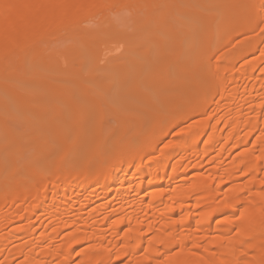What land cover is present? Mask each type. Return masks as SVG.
<instances>
[{"label": "bare ground", "instance_id": "6f19581e", "mask_svg": "<svg viewBox=\"0 0 264 264\" xmlns=\"http://www.w3.org/2000/svg\"><path fill=\"white\" fill-rule=\"evenodd\" d=\"M164 2L0 0V82H12L32 52L43 64L41 44L76 34L87 16L102 21L116 5L153 11ZM189 10L199 22L203 13ZM201 23L198 53L182 56L185 70L199 74L178 79L184 95L171 91V109L142 114L129 137L119 135V121L88 144L85 111L76 104L75 131L93 151L89 160H79L65 137L53 164L34 167L18 139L19 160L0 164V178L6 168L31 175L0 179V264H264V0L227 1L218 11L207 9ZM89 37L99 41L94 33ZM163 40L157 49L166 55L175 48ZM165 57L161 81L177 67L175 58ZM113 66L126 73L120 59ZM134 72V87L152 81L139 60ZM95 93L104 130L108 108ZM199 96L204 102L195 109ZM40 105L35 95V111L18 114L41 116ZM5 130L11 134L9 125ZM34 136L37 148L50 147ZM70 154L77 159L66 164Z\"/></svg>", "mask_w": 264, "mask_h": 264}, {"label": "rangeland", "instance_id": "374dc122", "mask_svg": "<svg viewBox=\"0 0 264 264\" xmlns=\"http://www.w3.org/2000/svg\"><path fill=\"white\" fill-rule=\"evenodd\" d=\"M227 1L230 0H215L213 4L201 5L202 3L196 0H165L153 11L145 7L134 9L130 5H116L104 13L102 21L99 17L87 16L79 23L76 34L64 32L41 44L39 55L45 61H42L43 64L38 62L35 52L25 56L22 62L20 58H14L16 63L20 61L21 64L18 75L12 82H0V133L6 135L4 138L0 135V164L13 159L19 160L15 155V145L21 138L26 142L25 157H33L34 167H39L44 162L52 163L55 153L63 149L61 142L65 137L75 145L73 149L77 152L79 160H89L87 154H93V151L88 144L93 143L102 131L107 133L120 121L123 128L120 127L119 135H122V138L129 137L144 115L151 116L156 110L168 112L171 105L166 99L170 92L181 97L187 89L177 85L178 79L187 77V80L192 73L198 75L200 72L186 71L182 56L188 53L192 57L198 53L199 41L203 38L204 26L201 22L204 13L207 9L218 11ZM191 7H196L201 15L203 13L200 21L198 19L199 22L190 13ZM213 26L219 33L225 30L220 23ZM91 33L99 36V41L95 42L89 37ZM146 35L148 37H145ZM162 38L167 41L168 46L175 48L169 50L171 53L165 55L157 49ZM165 56L175 58L177 67L170 71L167 79L161 81L159 68L162 67ZM118 59L126 68L124 74L113 66L114 61ZM137 60L144 65L152 81L134 87L137 80L134 72ZM11 67L9 66L8 70H11ZM78 73L86 78V83L79 81ZM7 76L14 78L10 72ZM95 92L101 93L102 101L108 108L104 130L97 123L100 111L95 103ZM35 95L40 98L44 114L40 116L37 113V117L18 114L23 108L35 111L32 106ZM203 102L204 99L199 96L194 108ZM76 104L85 111L81 126L86 128L85 135L89 147L80 143V137L75 131ZM164 114L166 113L162 116H165ZM87 119L93 120L94 123L86 125ZM8 125L12 129L10 135L5 130ZM54 125H58L60 130H53ZM35 134L47 139L50 147L37 148L33 142ZM65 157L66 164L77 159L72 154ZM28 175L31 174L22 169L6 168L1 172V178L11 179Z\"/></svg>", "mask_w": 264, "mask_h": 264}]
</instances>
